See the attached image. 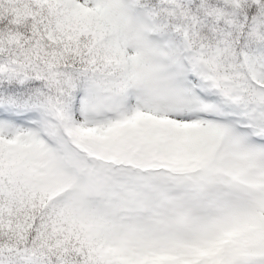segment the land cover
Wrapping results in <instances>:
<instances>
[{"label": "snow or ice", "instance_id": "snow-or-ice-1", "mask_svg": "<svg viewBox=\"0 0 264 264\" xmlns=\"http://www.w3.org/2000/svg\"><path fill=\"white\" fill-rule=\"evenodd\" d=\"M0 264H264V0H0Z\"/></svg>", "mask_w": 264, "mask_h": 264}]
</instances>
